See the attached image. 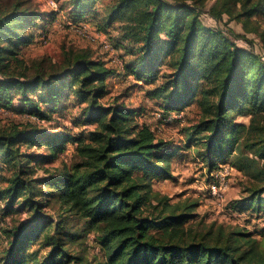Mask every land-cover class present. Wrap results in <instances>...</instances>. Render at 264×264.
<instances>
[{"label": "trees", "instance_id": "16d2710c", "mask_svg": "<svg viewBox=\"0 0 264 264\" xmlns=\"http://www.w3.org/2000/svg\"><path fill=\"white\" fill-rule=\"evenodd\" d=\"M99 1L70 0V21L79 25ZM101 12L104 25L96 29L98 35L113 50L105 33L117 22L120 47L130 46L135 57L129 64L110 67L88 49L64 47L58 61L39 57L27 64L20 48L33 42L35 26L48 16L20 1L0 5V104L8 107L15 94L29 107L26 115L41 122L47 114L40 106L52 109L71 92L83 105V123L93 125L84 138L49 137L47 155L41 156L28 155L21 145L40 141L44 132L16 125L0 129V169L8 173L0 183V202L6 210L22 201L32 212L28 222L11 229L3 263H81L66 249L70 232L43 213L45 195L58 199L61 213L80 217L96 230L104 264H264L260 243L246 233L186 226L195 216V203L174 206L160 198L158 206L150 204L151 181L170 178L167 143L119 98L108 105L101 101L110 79L122 75L153 84L166 61L170 70L161 74L150 99L165 118L197 103L199 118L188 143H201L209 170L235 150L232 164L238 169L252 162L244 153L260 160L253 173L258 185L237 205L255 204L264 212V61L252 49L237 46L231 30L203 19L207 12L215 21L226 16L245 26L253 22L256 32L264 22V0H108ZM260 35L264 39V26ZM239 114L248 117L247 126L235 121ZM68 142L76 145L79 162L34 177L29 164L56 159ZM36 241L48 248L41 260L25 251Z\"/></svg>", "mask_w": 264, "mask_h": 264}, {"label": "rangeland", "instance_id": "374dc122", "mask_svg": "<svg viewBox=\"0 0 264 264\" xmlns=\"http://www.w3.org/2000/svg\"><path fill=\"white\" fill-rule=\"evenodd\" d=\"M16 1H20L26 7L36 9L48 16L47 19L43 18V22H39L35 26L37 30H35L36 38L33 42L20 48L19 57L27 64L30 60L39 57H48L53 61H58L61 58L62 47L66 49H88L93 58L106 59L107 61H105L110 67L116 65L117 60L121 61L124 66L135 58L130 54V46H123L124 49L120 47V39L118 38L120 30L117 22L113 23L111 29L105 33L107 38L111 39L114 49L107 52L102 47L104 36L98 35L96 29H103L104 19L101 10L108 0H100L96 8L88 13V18L80 22L82 23V31L80 29V32L79 29L72 30L67 25V22L72 23L69 18L72 17L71 11L74 8L70 0H54L59 7L56 11L51 10L48 5L49 0H0V5L7 6ZM211 4L212 1L208 2L205 10H208ZM73 15L79 16V11H75ZM203 19L207 24L215 25L223 30H231L233 34L237 35V37L231 35L237 46L252 49L264 61V39L260 35L264 22L259 24L257 31L254 32L252 25L255 24L253 22L245 26L244 23L228 20L226 16L220 21H215L207 12L203 14ZM44 39L47 40L44 42ZM169 70L166 61H164L159 68L157 82L161 81V74ZM107 82L108 94L101 101L108 105L113 101V98H119L126 106L138 112L135 116L138 122L147 124L156 138L167 143L166 150L170 154L168 159L170 178L164 180L154 178L151 181L150 187L153 197L150 204L158 206L156 204L160 198H165L169 205L174 206L195 203V216L189 223H185L186 226L192 224L194 230H203L214 225L215 229L222 226L228 231L229 229L240 231L258 240L261 249L264 251V212L257 210L255 204L237 205L239 201L249 195L248 189L258 185V182L253 178V173L261 166V161L251 153H244V156L251 159L252 162L246 167L249 164L248 161L244 164L243 169H238L232 164V160L237 155V150H235L229 156L227 155L224 160L216 158L217 167L209 170L207 161L203 159L201 143H188L190 128L199 118L195 101L184 108L179 115H171V117L165 118L158 107V103L150 99L148 95L157 82L150 84L122 75ZM31 97L35 98L34 95ZM21 101L14 94L8 107L1 105L3 102L0 104V129L16 125L20 128L34 127L39 132H44L45 135L40 141L21 145V150L28 155H47L45 144L48 143L49 137L70 135L74 138H84L87 136V131L93 127V125L83 123L81 113L83 105L78 103L71 92L52 109L48 106H40L43 108V112L47 114V118L41 122L26 116L29 107H26ZM24 108L25 110H23ZM235 121L245 126L248 125V117L244 115H235ZM201 136L203 134L196 138L200 139ZM75 146L74 143L68 142L65 145V151L56 159L29 164L33 176L48 177L50 173L61 171L64 167L71 168L79 162L75 156ZM226 166L228 167L226 176L216 178L214 175L220 176L222 167ZM7 176L8 173L0 169V183ZM215 179L217 181L222 179L225 182L222 189L223 193L219 199L209 194L210 185ZM41 190L43 193L47 192L44 185H42ZM54 197L44 195L40 198V203L44 206L43 213L50 217L53 224L61 222L64 228L70 232L66 247L68 254L71 257L80 258V264H104V256L99 246L96 230L88 228L85 221L80 217L61 213L60 203ZM31 217V209L22 205V201H18L14 208H6V210L5 203L0 202V264H4L5 261L11 229L15 225L28 222ZM25 251L27 256L29 253H33L34 257L41 260L48 248L42 246L40 241H36L27 245Z\"/></svg>", "mask_w": 264, "mask_h": 264}, {"label": "built area", "instance_id": "2783aa9c", "mask_svg": "<svg viewBox=\"0 0 264 264\" xmlns=\"http://www.w3.org/2000/svg\"><path fill=\"white\" fill-rule=\"evenodd\" d=\"M48 5L50 6V8H51V10H53V11H56L57 9H58V6H57V3L54 1V0H49L48 1ZM67 24H68V26L72 29V30H76V29H79V32H80V29H81V26H82V23H80L79 25H74L73 23H68L67 22ZM81 31H82V29H81ZM45 40L46 39H44V42H45ZM102 47H103V49L104 50H106L107 52H111L112 51V48L110 47V45L106 42V41H103L102 42ZM114 60V59H113ZM112 60V62H114ZM117 64L116 65H118V66H121V62L119 61V60H117ZM160 115H161V112H160ZM27 116V115H26ZM28 117V116H27ZM158 117H159V115H158ZM169 117H171V115H169L168 116V118ZM227 172H228V167L226 166V167H222V173H221V175L220 176H218V175H214L216 178L217 177H221V176H223L224 175V177L226 176V174H227ZM224 177H223V179H224ZM222 178V177H221ZM225 185V182L222 180V179H220V181H217L216 179H215V181H213L212 182V184L210 185V191H209V194L210 195H212V197H214V198H217V199H219V197H221V195H222V193H223V191H222V189H223V186Z\"/></svg>", "mask_w": 264, "mask_h": 264}]
</instances>
